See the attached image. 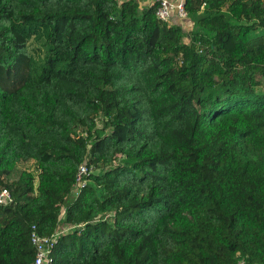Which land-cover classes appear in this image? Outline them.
Returning <instances> with one entry per match:
<instances>
[{
	"label": "trees",
	"instance_id": "1",
	"mask_svg": "<svg viewBox=\"0 0 264 264\" xmlns=\"http://www.w3.org/2000/svg\"><path fill=\"white\" fill-rule=\"evenodd\" d=\"M157 8L0 0V264H264V0Z\"/></svg>",
	"mask_w": 264,
	"mask_h": 264
},
{
	"label": "built area",
	"instance_id": "2",
	"mask_svg": "<svg viewBox=\"0 0 264 264\" xmlns=\"http://www.w3.org/2000/svg\"><path fill=\"white\" fill-rule=\"evenodd\" d=\"M120 2L126 0H118ZM158 3L157 17L163 23L174 24L178 23L184 28L187 26L188 13L185 10L186 0H154L150 5ZM90 174V170L86 165H82L79 169L77 177V185L74 190V195H79L81 189L85 187L86 182L84 177ZM13 197L9 190L3 189L0 193V206L6 207L13 204ZM65 212L61 219H64ZM74 228L71 226H59L57 231L51 236H42L38 233L36 228H33L31 234L32 245L35 248L36 256L34 264H53V253L59 240L63 235L71 232ZM238 264H248L245 259H240Z\"/></svg>",
	"mask_w": 264,
	"mask_h": 264
},
{
	"label": "rangeland",
	"instance_id": "3",
	"mask_svg": "<svg viewBox=\"0 0 264 264\" xmlns=\"http://www.w3.org/2000/svg\"><path fill=\"white\" fill-rule=\"evenodd\" d=\"M151 1H153V0H151ZM145 4H148V2L146 1L145 2V0L143 1V0H141V4L143 5L144 3ZM145 6V5H144ZM146 7H148V5L146 6ZM188 25V24H187ZM185 30L186 31H188L189 29H188V26H186L185 27ZM37 170V165L34 163V162H28V163H20L18 166H17V169H16V171H15V173H14V176L12 177V178H15V177H17V175H19L21 172H23V171H30V172H35ZM97 172V171H99V170H92V172Z\"/></svg>",
	"mask_w": 264,
	"mask_h": 264
},
{
	"label": "crops",
	"instance_id": "4",
	"mask_svg": "<svg viewBox=\"0 0 264 264\" xmlns=\"http://www.w3.org/2000/svg\"><path fill=\"white\" fill-rule=\"evenodd\" d=\"M137 1L140 3L141 6H144V5H145V6H147V5L150 6V5L153 3L154 0H153V1H151V0H145V2L147 1L148 4H145V3L143 2V3H144L143 5L141 4V0H137ZM143 1H144V0H143Z\"/></svg>",
	"mask_w": 264,
	"mask_h": 264
}]
</instances>
